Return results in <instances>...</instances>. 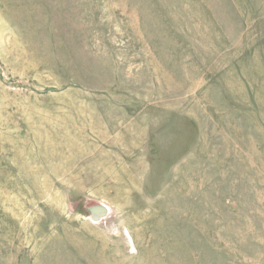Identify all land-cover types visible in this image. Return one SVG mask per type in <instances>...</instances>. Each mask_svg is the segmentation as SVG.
I'll use <instances>...</instances> for the list:
<instances>
[{
    "label": "rangeland",
    "instance_id": "obj_1",
    "mask_svg": "<svg viewBox=\"0 0 264 264\" xmlns=\"http://www.w3.org/2000/svg\"><path fill=\"white\" fill-rule=\"evenodd\" d=\"M0 264H264V0H0Z\"/></svg>",
    "mask_w": 264,
    "mask_h": 264
},
{
    "label": "water",
    "instance_id": "obj_2",
    "mask_svg": "<svg viewBox=\"0 0 264 264\" xmlns=\"http://www.w3.org/2000/svg\"><path fill=\"white\" fill-rule=\"evenodd\" d=\"M88 211L90 213L92 221L94 222H99L108 213V209L103 205H94L92 207H89Z\"/></svg>",
    "mask_w": 264,
    "mask_h": 264
}]
</instances>
